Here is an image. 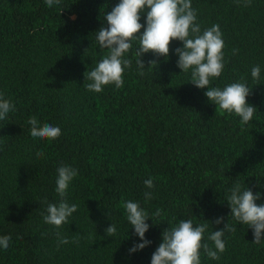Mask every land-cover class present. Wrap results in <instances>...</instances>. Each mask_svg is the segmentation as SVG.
Here are the masks:
<instances>
[{
	"label": "trees",
	"instance_id": "1",
	"mask_svg": "<svg viewBox=\"0 0 264 264\" xmlns=\"http://www.w3.org/2000/svg\"><path fill=\"white\" fill-rule=\"evenodd\" d=\"M119 2L61 0L49 8L45 0H0V93L15 105L0 120V236L11 237L9 247L0 248V264H151L162 233L181 219L194 227L207 223L201 243L213 250L212 232L225 223L236 229L225 232L219 260L201 248V264H264V241L253 243V229L236 221L227 203L236 183L264 194V0H191L201 33L218 24L223 34L224 69L210 87H251L246 99L257 110L244 126L208 101L207 88L190 83V70L177 67L179 40L171 41L167 59L143 54V69L134 40L124 56L131 65L123 87L88 91L84 73L108 51L95 32ZM147 10L140 19L145 26ZM255 65L258 81L251 77ZM32 116L58 126L61 135L31 137ZM62 164L78 170L64 197L78 208L56 228L43 215L48 203L61 200L55 188ZM127 200L150 216L161 210L146 221L151 243L131 254L142 241L127 221ZM256 203H264V195ZM219 217L222 223H212ZM111 223L117 231L108 237Z\"/></svg>",
	"mask_w": 264,
	"mask_h": 264
},
{
	"label": "clouds",
	"instance_id": "2",
	"mask_svg": "<svg viewBox=\"0 0 264 264\" xmlns=\"http://www.w3.org/2000/svg\"><path fill=\"white\" fill-rule=\"evenodd\" d=\"M60 3L61 0H45L49 8ZM247 3L250 4L251 0H247ZM146 8L148 10L145 26L140 23V19ZM104 21L106 26L102 24L95 33L99 47L108 51L94 69L84 73L85 81H90L84 83L88 91L100 93L104 86L110 84H114L117 89L123 87V73L131 65V61L124 56L132 48L134 40L139 41L136 55L139 57L137 63L141 69L145 68L141 60L143 54L152 52L167 59L171 41L179 40L183 47L175 49L179 57L177 67L182 70L181 72L191 71L190 83L200 89L207 88L204 95L208 101L214 103L220 111L238 116L241 126L253 120L257 108L246 99L251 94L250 86L235 82L223 89L210 87V80L220 77L224 69L223 34L218 24L204 29L201 33V26L197 23V11L192 7L191 0H120L111 12L105 14ZM142 28L143 33L137 35ZM149 65H156V61H149ZM260 76V66H253L251 69L253 80L258 81ZM10 111H15V105L4 99L0 93V120L6 119ZM28 123L31 125L30 135L33 138L52 141L61 135L58 126L48 123L41 125L35 116L29 117ZM43 155V152L37 153L38 157ZM57 173L55 191L61 200L58 204H47V214L43 215V220L46 224L60 228L77 211L78 206L70 205L64 197L70 183L79 173L77 169L63 164L57 168ZM144 185L149 190L155 187L152 178L145 180ZM229 193L227 203L231 209L230 215L236 221L249 225V228L253 229V243L260 244L264 241L261 238L264 233V203L258 205L256 201L264 194L257 192L254 195L249 186L243 188L240 183L234 184ZM144 197L146 201L151 200L153 194L151 191H145ZM122 206L127 221L134 229V235L142 241L129 249L131 254L151 243L145 238V233L150 228L146 221L149 219L153 221L152 216H160L161 210L158 209L150 216L139 202L127 200L122 202ZM223 221L224 217H219L212 223L219 225ZM207 228V223L194 227L191 219H181L177 226L171 229L168 227L162 233V243L152 254L151 264H201V248L210 259L219 260L220 254L226 250L223 239L225 232H235L236 229L225 223L224 228L212 232L208 238L214 242L213 250L207 243H201ZM116 231V225L113 223L105 229L108 237H113ZM57 235L59 236V233ZM10 241V236H0V248L6 250ZM59 243L67 244L69 241L67 238H60Z\"/></svg>",
	"mask_w": 264,
	"mask_h": 264
}]
</instances>
